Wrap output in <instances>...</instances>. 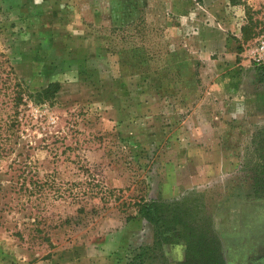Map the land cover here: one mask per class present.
Here are the masks:
<instances>
[{"label": "rangeland", "instance_id": "374dc122", "mask_svg": "<svg viewBox=\"0 0 264 264\" xmlns=\"http://www.w3.org/2000/svg\"><path fill=\"white\" fill-rule=\"evenodd\" d=\"M263 3L0 0V264H131L154 241L142 200L189 205L222 264H264ZM9 69L30 95L60 85L26 92L19 132Z\"/></svg>", "mask_w": 264, "mask_h": 264}, {"label": "trees", "instance_id": "16d2710c", "mask_svg": "<svg viewBox=\"0 0 264 264\" xmlns=\"http://www.w3.org/2000/svg\"><path fill=\"white\" fill-rule=\"evenodd\" d=\"M230 2L235 3V0H230ZM263 69L264 68L258 69V71L262 73ZM6 75L8 78L3 85L5 86L4 90L10 95L9 102L12 109V115L7 116V120L9 121L7 128H15L17 132H19L23 118L19 116L20 110H18V108L24 105L22 101L28 91L22 83H17L15 76H13V84L10 83V75H14L11 69H9ZM7 82H9V84ZM59 88V83H49L46 87L33 95L28 93V97L38 104L50 102L54 100ZM3 107L5 108V103ZM22 181L20 190H23L24 194H30L33 191L41 193L45 188L55 190L54 193L58 195L62 193L58 191L59 189H54V184L51 180L44 181L43 183L37 180L26 183L25 178H23ZM89 192L91 193L86 194H97L96 192L94 193V191ZM78 195L84 196L85 191L79 192ZM78 195L75 197H78ZM68 196H70V193H68ZM58 197L64 198L65 195ZM135 206L136 214L153 227L154 241L151 246L139 248L137 253L133 256L131 264H167L161 247L174 238L176 242H182L185 247L186 264L193 258L197 260V255L202 256L201 260L204 261L202 264H222L217 242L213 234L207 231L201 232L196 222L188 218V215L191 213L189 205H185L184 202L180 204L165 203L162 201L144 202L142 200L135 204Z\"/></svg>", "mask_w": 264, "mask_h": 264}, {"label": "built area", "instance_id": "2783aa9c", "mask_svg": "<svg viewBox=\"0 0 264 264\" xmlns=\"http://www.w3.org/2000/svg\"><path fill=\"white\" fill-rule=\"evenodd\" d=\"M259 20L261 22V34L257 38L254 47L249 51L248 56L251 66L262 69L264 68V3Z\"/></svg>", "mask_w": 264, "mask_h": 264}]
</instances>
